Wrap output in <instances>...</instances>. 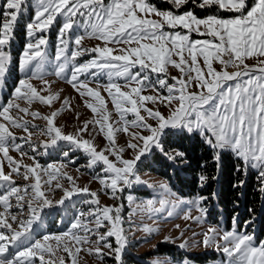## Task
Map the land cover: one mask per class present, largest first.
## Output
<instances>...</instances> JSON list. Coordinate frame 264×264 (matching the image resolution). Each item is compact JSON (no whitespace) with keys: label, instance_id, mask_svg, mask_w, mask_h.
Here are the masks:
<instances>
[{"label":"snow or ice","instance_id":"obj_1","mask_svg":"<svg viewBox=\"0 0 264 264\" xmlns=\"http://www.w3.org/2000/svg\"><path fill=\"white\" fill-rule=\"evenodd\" d=\"M167 3L176 11L161 9L149 0H5L0 14V87L4 85L13 62L10 48L17 25L30 9L33 15L26 25L27 42L19 57V70L25 73V78L19 80L12 93L13 99L0 106V153L8 161L7 167L10 169L6 172L0 167V264H36V257L39 264H53L52 260L45 259L46 255L56 256L57 264H65L66 257L57 255V252L70 257V264H79L82 249L100 260L109 255L116 264H123L122 256L128 243L122 227L121 208L101 206L96 192H91L87 186H75L73 178L66 173L67 180L74 186L64 189L62 197L53 201L41 190L37 172L41 165L32 157L30 159H33L34 166L22 165L9 155L10 148L26 155L21 145L16 143L17 137L11 129H23L27 136L22 139L29 143L33 135L31 128L35 127H30L22 117L11 114L13 109L46 121V127L39 129L41 135L48 137V142L44 144L45 151L59 147L58 142L65 141L87 154L89 167L102 163L106 178L100 179V182L111 189L113 198L117 191H123V187L143 183L136 169L138 164L144 163L142 157H146L153 148L160 150L170 160L184 157L182 151L165 152L162 141L165 135L200 136L212 150L218 169L222 153L231 152L242 162V167L238 166L237 171L246 175L249 168L257 169L260 182L264 185V59H260L264 58V0H255L252 5L247 0H192L200 9L215 8L234 13L231 18L217 15L200 18L187 7L189 0H167ZM54 23H59L60 27L53 74L65 78L82 97L94 98L95 104L86 102V105L94 114L99 113L95 121L85 122L74 134H65L61 127L55 125L57 112L39 117L38 113L29 112L28 107H21L19 103L31 105L39 100L42 104L50 105L58 99L56 94L41 96L31 83V80L38 79L46 85L43 90H48L44 71L48 40L46 36H37L36 33L45 32ZM177 28L186 31L165 30ZM77 29H83L82 34H75ZM192 33L211 39L192 40ZM85 39L102 43L87 48L82 44ZM70 44H74L75 48L69 55ZM82 54L95 55L88 62L76 63L77 57ZM200 57L203 58L204 68L199 66ZM253 57L257 58L254 67L245 62ZM216 64L220 66L219 70L214 67ZM169 65L181 73L179 77H171L174 83H169L167 78ZM69 68L70 78H67ZM104 73L109 83L103 88L119 115L117 123H123V127H113L109 123L111 113L99 91L102 86L97 84L94 89L89 87L87 81L80 80L84 75L98 77ZM153 74H156L155 80L152 79ZM114 78L123 79L125 84L117 83ZM132 83L136 87H132L130 92L121 91L122 87L127 88ZM157 86L166 90L167 96L141 94L145 90H156ZM157 99L167 102V116L144 106L145 101L155 104ZM64 104L68 105L67 99ZM141 109L147 116L141 114ZM127 113H133L135 118L126 120ZM149 120L154 121V125L148 123ZM92 123L100 125V131L105 132L109 144L103 150L98 151L90 140L80 135L88 131V125ZM129 126L143 129L147 135L139 131L131 132L127 148L133 150V157L123 159L121 153L124 149L116 147L115 133H127ZM29 147H32L30 143ZM68 155L65 151L64 156ZM109 155L115 157V162L109 159ZM21 167L24 171H20ZM49 169L55 170L57 166L48 165L43 169L45 175L54 178V173ZM16 177L25 181L34 178V183L21 189L17 186ZM208 180V176H200L201 185ZM47 183L50 185L51 180ZM243 184L241 180L234 186ZM56 187H60V184L57 183ZM161 188L165 196L172 199L147 201L142 210L149 215L161 212L169 205L174 209L181 203H191L200 211L201 216L195 218L197 223L206 214L202 206L206 197L197 196L185 202L167 185L162 184ZM81 193L84 194L81 203L96 207L89 208L87 212L80 211L68 230L61 234H43L37 239L42 227V214H48L45 209L66 208V201ZM13 199L15 207L21 210L19 214L10 212L14 206ZM168 214L172 215V212ZM105 221L108 223L105 224ZM90 223L95 227H88ZM102 227L108 230L102 233L99 231ZM143 230L152 231L147 227ZM203 235L204 247H215L221 251L227 258V264H264V242L256 246L253 235L238 233L235 230V217L233 230L210 227ZM92 236L96 237L95 241L91 239ZM110 237H114L115 247L109 241ZM165 240L170 238L166 237ZM50 241L55 242V248ZM179 247L183 249L188 244L184 242ZM103 249H107V253Z\"/></svg>","mask_w":264,"mask_h":264},{"label":"rangeland","instance_id":"obj_2","mask_svg":"<svg viewBox=\"0 0 264 264\" xmlns=\"http://www.w3.org/2000/svg\"><path fill=\"white\" fill-rule=\"evenodd\" d=\"M4 2L5 0H0V14H2ZM106 2H108V0H106ZM149 2L161 9H171V5L167 3V0H149ZM254 2L255 0H247L249 5H252ZM187 7L189 10L194 11V13L200 18H205L208 15H217L221 18H231L235 15L234 13L221 11L215 8L200 9L192 3V0H189V5ZM171 10L176 11L175 9ZM180 11L182 12L183 9ZM32 15L33 13L30 9L29 13L24 15L17 25L15 39L13 40L10 48L12 58L15 57V55H18L17 70H15V66L13 68L11 65L9 73L5 78V83L2 87H0V106L6 105L10 100L13 99L12 93L15 87L18 86L20 79L25 78V73L19 70V57L27 42L25 29ZM59 19L60 18H58V20ZM59 27V23H54L45 32L37 31L36 33L37 36H46L48 40L46 47V61L44 64L46 80L48 81V90H43L45 89L46 85H44L40 80H31V83L38 89L41 96L46 97L49 94H56L58 95V99L53 100L50 105L42 104L39 102V100L34 101L31 105H27L24 102L19 103L21 104V107H28L29 112L38 113L39 117L50 116L53 111L57 112L58 115L54 118L55 125L61 127L65 134H74L78 129L84 126L85 122L95 121V119L99 117V113L94 114L86 105V102L95 104L96 101L94 98L88 96L82 97L80 93L72 87V85L66 82L65 78H58L53 74L56 63L55 55L57 51V34L59 32ZM165 30L186 31L180 28L175 30ZM82 32L83 29H77L75 34H82ZM206 38L211 39V37H203L197 33L191 34L192 40H203ZM21 43H23V47H21ZM99 43H102V41H97L95 39H85L82 42L83 46L87 48H92ZM74 48V44L69 45V55ZM94 55L95 54H82L81 56L77 57L76 63L83 64L88 62L93 59ZM175 58L178 59V57ZM245 62L248 65L254 67L257 64V58L253 57L247 59ZM198 63L201 68H204L202 57L199 58ZM214 67L219 70L220 66L216 64ZM94 71L95 69H93V72ZM133 71H136V69H133ZM15 72L17 73V77ZM180 75L181 73L179 70L175 69L171 65L168 66L167 78L169 83H174V81L171 80V77H179ZM193 75H195V73H193ZM67 78H70V68ZM155 78L156 74H153L152 79L155 80ZM114 79H116V82L121 85L125 84L123 79ZM80 80L87 81L89 87L94 89L96 88L97 84L102 86L99 91L101 97H103L105 100V106L107 110L111 113L109 123H111L113 127H123V123H117L120 119L119 115L116 113L115 108L111 103V97H109L108 92L103 88V85H107L109 83L107 74H100L98 77L88 74L81 76ZM132 87H136V84L132 83L127 88L122 87L121 91L130 92ZM141 94L145 96L152 95L156 97L167 96L166 90L159 89L158 86L156 90H145ZM66 99L68 101L67 106L64 104ZM144 106L152 110H159L165 116H167L169 112L167 102H161L159 99H157L155 104L145 101ZM11 114L22 117L29 123L30 127L33 125L35 127L31 128L33 135L29 143L32 145V147H29V143H26L24 139H22L27 136V133H25L23 129H11V131H13L17 137L16 143L21 145L22 150L24 153H26V155H22L20 151L13 150L11 148L9 150V155L22 165L34 166L33 159L41 165V169H37L41 180V190L45 191L49 198H51L53 201H57L62 197L64 189L73 187V183L67 180V176H71L75 182V186L81 188L87 186L91 192H96L101 206H109L113 207L114 209L117 207L121 208L120 214L123 222L122 227L124 228L128 237V243L122 256L123 264H185V262L186 264H227V258L221 251H217L215 247H204L202 243L204 239L203 234L208 232L210 227L218 228L223 231L233 230V224L228 229L225 225L224 218L221 216L218 217L217 221L212 219L208 213L212 207L210 206L209 202L207 205H205L206 200L203 201L202 206L206 209V214L199 223L196 222L195 218L200 217L201 213L191 203H181L174 209L169 205V207L165 210L149 215L146 211L142 210V206L146 204L147 201L152 200L158 202L160 199H172L171 197H166L164 190L161 188V185L163 184L167 185V187L170 189L166 181L156 177L155 175L149 174V172H140L139 168L137 167V174L141 177L143 183H133L131 187L122 186L123 191H117L115 198H113L111 195V189L105 188L100 182V179L106 178V174L103 171L105 166L102 163H98L93 167H89V157L87 154L82 149H77L65 141H59V147H51L45 151L44 144L48 142V137L41 135L39 129L46 127V121L41 118H33L31 115L18 113L15 109L11 110ZM141 114L147 116V113H145L143 109H141ZM125 118L128 121H132L135 117L133 113H127ZM0 120H2V118H0ZM147 122L152 123L153 125L155 123L151 120ZM106 130L107 126L105 125V131ZM135 131H139L142 135H147L143 129L137 130L131 126H129V132L127 133L124 131L115 133L116 147L124 149L123 153H121L123 159H132L133 157V150L127 148V144L131 140L130 133ZM80 135L83 137V139L90 140L97 147L98 151L103 150L109 144L108 140L105 138V132H101L100 125H96L94 123L89 124L88 131L82 132ZM33 148L35 151H33ZM153 150L160 151L155 148H153L152 151ZM65 151L69 153L67 157L64 156ZM151 152L147 153L146 157H142V160L147 158ZM30 157L33 159H30ZM109 159L115 162L114 156L109 155ZM7 165L8 161L4 159L3 154L0 153V167H3L6 172L10 171ZM48 165L57 166V169L55 170L49 169L50 172L54 173V178L45 175L43 172V169ZM60 165H64V167H59ZM139 165L140 164H138V166ZM252 170L258 172L257 169ZM20 171H24V168L21 167ZM65 173L67 176L64 175ZM49 180H51L50 185L47 183ZM16 183L17 186H19L21 189H24L25 186L29 185L30 183H34V178L29 181H25L16 177ZM57 183L60 184V187H56ZM171 192L173 191L171 190ZM29 195H31L30 188ZM83 195L84 194L82 193L74 195L71 201H66V208L60 206L54 210L45 209V213L48 214H42V227L36 238L40 239L43 234H61L62 232L68 230L74 218L80 211L87 212L89 208H95V205L81 203V197ZM176 195L179 196L178 194ZM129 197L132 198L131 201L129 200ZM179 197L181 200L188 202L192 201L197 196L186 198L181 196ZM73 201H75V203H73ZM12 203L14 206L10 209V212L12 214H19L21 210L15 207L14 199ZM158 206L159 205L157 203V207ZM26 209L27 205H25V216L27 215ZM169 211L172 212V215L168 214ZM107 223L108 222L105 221V224ZM88 227L94 228L95 225L90 223L88 224ZM145 227L152 229V231H144L143 229ZM107 230L108 228L105 227L99 229V231L102 233L106 232ZM235 230L238 233H247L253 235L256 246H259L261 242H264V237L259 241L256 240V224L252 222H246L242 226L241 230L238 229L235 223ZM166 237H169L170 240L166 241ZM91 239L95 241L96 237L92 236ZM108 239L112 243L113 247H115L114 237H110ZM184 242H187L188 247L182 249L179 247V245ZM49 243L52 244L54 248L56 247L54 241H50ZM220 243L222 244L223 241L221 240ZM158 245H166L168 246L167 249L171 250L172 252L167 253L158 251ZM85 248H87V246H85ZM103 251L107 253L108 250L103 249ZM57 255H64L66 257L65 264H70L71 258L67 257L65 253L57 252ZM34 259L36 260V264H39V258L36 257ZM45 259H50L53 261V264H57L56 256L46 255ZM79 264H116V262L112 256L105 255L103 260H100L94 254H89L88 251L82 249L79 253Z\"/></svg>","mask_w":264,"mask_h":264},{"label":"trees","instance_id":"obj_3","mask_svg":"<svg viewBox=\"0 0 264 264\" xmlns=\"http://www.w3.org/2000/svg\"><path fill=\"white\" fill-rule=\"evenodd\" d=\"M17 65L18 55H15L12 62L15 70ZM15 75L17 77L16 72ZM162 141L165 152L182 151L184 157L170 160L161 151L153 150L143 159L144 163L138 166L140 172H149L166 181L170 189L183 198L206 197L204 204L209 202L212 206L209 215L214 221L219 216L224 218L228 229L235 217L239 230L246 222H252L256 224V240L264 237V185L260 182L258 172L250 168L246 175L237 171L238 166L242 167V162L231 152L222 153L218 169L212 150L198 135H165ZM201 175L209 177L206 184L201 185ZM241 180L244 181L243 186H234ZM167 247L158 245V251L171 253Z\"/></svg>","mask_w":264,"mask_h":264}]
</instances>
